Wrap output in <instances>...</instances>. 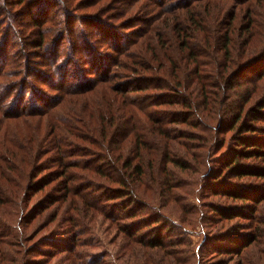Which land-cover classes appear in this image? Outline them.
Wrapping results in <instances>:
<instances>
[{"label": "trees", "instance_id": "obj_1", "mask_svg": "<svg viewBox=\"0 0 264 264\" xmlns=\"http://www.w3.org/2000/svg\"><path fill=\"white\" fill-rule=\"evenodd\" d=\"M86 1L0 0V242H6L5 225L10 228L8 234L16 236L11 224L20 209H28L34 191H44L58 181L53 188L59 193L44 191L43 200L33 205L32 211L43 214L58 200H67L70 210H55L53 219L61 214L72 229L65 237L46 240L52 249H42L46 256L31 263L46 264L50 254L67 252L64 259L68 264H101L84 261V253L73 244L77 240L74 227L81 225L74 212L81 209L70 196L75 190L81 194L86 188L93 191L104 187L94 172L105 175L114 185L105 188L106 198L120 199L113 212L121 206L124 217H140L144 210L149 213V221L135 218L120 224L126 232L122 246L135 243L140 254L141 248L149 247L150 257H155L135 264H195L192 240L186 236L173 239L175 225L169 223L173 214L193 227L204 222L198 216L197 204L181 203L179 188L190 183L179 177L178 171H198L205 162L206 149L226 146L228 152L219 156L217 165H209L205 175L210 182L205 184L210 188L208 194L226 196L234 202L219 205L212 200L205 204L220 219L247 220L241 225L246 231L228 232L230 250L241 254L254 245L264 257V90L258 84L264 77V66H256L264 60V27L257 26L264 4L258 10L255 7L262 0H159L167 11L165 16L163 12L157 14L163 11L157 8L159 12L150 17L152 26L147 25L148 16L144 17L147 23L135 37L124 30V25L91 23L94 12H103V7L114 0H105L97 8L100 0H91L86 6L94 12L70 15ZM170 2L173 4L168 7ZM239 4H244L241 18L247 20L241 35ZM121 8V20L137 15L140 9L156 11L150 0L130 1ZM237 46L242 50L235 54ZM35 54L44 62L39 63ZM245 68L256 72L248 77L255 82L249 88L235 84V77ZM119 76L127 77L125 82L111 83ZM48 87L57 93L53 96ZM233 93H239L243 102L223 113L222 106ZM98 99L103 100L99 123L91 118ZM80 103L84 109L77 108ZM166 104L178 107L160 109L166 114L157 116L154 109L148 111ZM38 114L50 117L48 148L41 144L43 133L33 130L35 138L30 143L20 132L22 119ZM173 123L181 126H171ZM203 127L213 132L200 139L198 129ZM192 147L204 152L191 151ZM48 153L53 154L43 162L41 158ZM89 153L100 163L93 158H75ZM47 160L57 162L56 168L36 178L51 167L45 166ZM77 167L89 170L91 177L85 175L78 181ZM234 177L258 181L234 183ZM238 201L245 205H235ZM3 203H9L6 215ZM85 203L90 208L98 206L93 200ZM73 207L77 209L74 212ZM204 217L214 220L206 214ZM165 221L169 224L164 225ZM177 244H184L185 249L167 250ZM184 252L189 253L182 260L179 254ZM0 253L7 264L4 247L0 246Z\"/></svg>", "mask_w": 264, "mask_h": 264}, {"label": "rangeland", "instance_id": "obj_2", "mask_svg": "<svg viewBox=\"0 0 264 264\" xmlns=\"http://www.w3.org/2000/svg\"><path fill=\"white\" fill-rule=\"evenodd\" d=\"M79 1L80 0H75V2H79ZM90 1L91 0L86 1L83 4H81V7H79V9L75 7L73 9L74 11H72L74 13L71 12V14L70 13L69 14L71 16L75 15L77 17L81 15L84 16L85 14L88 15V13L94 12L93 9L90 8V6H86L88 3H90ZM104 1L105 0H100L99 3L95 5V8L99 7L102 3H104ZM130 1L135 2V0H114L112 1L108 7H103L102 9L103 12L101 11L94 12L93 16L95 18L92 19L91 23H94V22L96 23L103 22V23H109V24L113 23L115 24L114 26L116 27L120 25H124L126 26L124 30L127 31L128 33H133L132 36L135 37L136 36L135 34H138L139 30L141 29L143 30V26H144L143 24H146L147 21L150 19V17L154 15L155 12H159L157 11V8H161L163 10L157 13V14H161L163 12V17L165 16V12H167L165 11L166 9H164L163 5H161L163 2L160 3L159 0H150L152 1V5L154 6V9L156 11L151 12V10L144 11L140 9V12L137 15H134L135 14L134 13L132 15L126 16L124 19L121 20L120 17L124 15L122 14L121 7L123 4L128 6L130 4ZM170 1L174 2V0H170ZM171 2L167 4L168 7L171 4H173ZM262 2L263 3L261 5H260L261 2L256 3L255 7L257 10L262 7V5L264 4V0H262ZM65 3H66V0H65ZM238 7H239L238 15L240 16L239 24L242 25L238 28V34L241 35L242 33H244V30H245L244 24L247 23V20H246V17L241 18L242 14L244 15V12H245L244 4L243 5L239 4ZM15 8H18V6H16ZM72 8H70V10H72ZM133 11L135 12V10ZM138 15L140 16L136 17ZM146 16L148 17L145 23L143 19ZM152 18H154V16ZM152 18L150 19V21H148L147 25L152 26V23L154 22ZM27 19L29 18L26 17L25 20ZM257 19H258L257 26L263 28L264 27V14H259ZM74 20L75 18H73L71 23H73ZM85 24L86 22L83 23L84 27H87L86 25L88 24L86 25ZM89 25L91 27V28L89 27L90 30H93L94 28L92 24H89ZM86 30L88 31V29ZM238 48L239 46H237L236 49L234 50L235 54L239 52L240 50H242L241 48L238 51L237 50ZM263 49H264V46H263ZM34 57L38 58L39 63L44 62L41 56H38L35 54ZM40 60H42V62ZM32 61L33 62L37 61V59L30 60V63H32ZM257 64H258L256 65L257 68L258 69L261 68L262 66H264V60H260V62ZM114 70L118 71L119 68L115 67ZM238 74L240 76L237 75L235 77L236 85L242 83L245 87L248 86L249 88L253 84H255V82H252L248 78L256 74V72L253 71V69H247V68H245L244 70L241 69V71H239ZM242 76H245V77H242ZM126 78L127 77H120V76L117 78L115 77L113 78V81H111V83L125 82ZM35 81L36 83H39L41 80H35ZM256 82H258V80ZM258 84L260 86V89L262 87L264 90V77L260 79ZM48 92L53 94V96L55 93H57V91H52L49 87H48ZM143 95H144V98H146L145 93ZM145 102L150 103L148 99H146ZM242 102H243V99L241 98L240 94L233 93L231 95V98L225 104H223L222 107L225 106L224 111L222 110L223 113L227 111L229 108H232V106L236 104H240ZM102 103H103V100L98 99V101L96 102L93 108V113H92L91 118H93L94 122L99 123V121H101L100 120L101 117L98 114V110H99L100 105H102ZM177 107H178L177 105L170 106L166 104L163 107L161 106H158V108L151 107L149 108L148 111H150V109L152 110L154 109L156 116H157V115L166 114L165 111H158L160 109L173 110ZM77 108L84 109L81 103L77 104ZM86 114H87V111H86ZM88 118H89V115H88ZM217 121L218 120H216L214 123H216ZM49 123H50V117L48 114L31 115L28 117L25 116L22 119V121L19 124V128L21 130L20 132L25 133V136L27 137L30 143H32V141L35 138L33 130H35L37 134L39 133V135L40 133H43L45 140L41 142V144L45 148H48L47 145H49V139L51 137V135H49V128L47 127ZM173 125L181 126L180 124H177V123H173L171 126ZM120 126H122L121 128L124 127L123 125H120ZM211 132H213V130L207 127L198 129V133L202 136L200 137V139H203L204 137L210 135ZM99 133L100 132L97 133L98 139L101 138V137L99 138ZM226 137L227 139H229L228 135ZM70 146L73 147V145H70ZM179 146L180 145L178 144V147ZM214 148H217V147H214ZM191 151L204 152L203 149H197V148L195 149L194 147H192ZM205 151H206L204 155L205 162L203 165H201L198 171L191 170L193 172H187V173L178 171L179 177L182 176L186 181L190 183V184L186 183L185 187L179 188V194H180L179 199L181 203L189 204L190 202H192V203L197 204L199 206V211H200V214L198 216L201 219L203 218L202 220H204V222H201V223L199 222L197 223V225H195V227H193L192 225L190 226L186 223H183V222L181 223L179 221L180 219L177 216L175 217L174 214L173 215L171 214L172 216H174V218L170 217L169 223H171L172 225H175V228L173 230L175 234L172 235V238L176 239L177 237L186 236L187 238H190L192 240L191 245L195 253V257H194L195 264H264V257H261L262 255L261 253H259L260 247H258L257 249L256 246L251 245L250 247H248L247 250H244L243 253L241 254L235 253V251L230 250V242H229L228 237L231 235L230 234L228 235V232L233 231V230H234L233 232L246 231V229L242 227L241 225L244 224L247 220L241 219L239 217L233 219L232 221L220 219V216L217 213H215V211H209V208L211 206H208V204H205L212 200H214V202L216 203H219V205H220V202L222 204L234 202L232 200L227 199L226 196H221V195L215 196V195L208 194V193H211V192H207L208 189L210 188L207 184H205V181L207 179L206 178L207 175L205 174H207L208 172L207 169L209 168V165H212V166L217 165L218 162L216 161H218L219 156H222V155L224 156L228 152L226 146L221 149L218 148V149H214L210 151L206 149ZM49 154H53V153H48L45 155V157L41 158L43 162L46 160L48 156H50ZM77 156L78 157H75V158H80V159H83L85 157H88L90 159L93 158L91 153L85 154L82 156L81 155H77ZM191 158L193 159V162H196L193 156ZM93 159H95L96 163H100V159L98 158H93ZM50 164H51V167L48 166ZM45 166H48V167H46L40 174H38L36 178H40L46 172H49L50 170H53V168H56L57 162L51 163L50 161L47 160V162L45 163ZM106 166L108 165H105L104 167ZM74 171L77 173L78 181L83 180L85 175H88L91 177V174H90L91 172L87 169L77 167L76 169H74ZM160 172H162L161 168H160ZM92 174L94 175L96 180L99 179V181H102L101 184H103L104 187L101 186L99 189L94 188L93 191L86 188L83 192H81V194H79L78 191L75 190L74 188L73 190L75 191H73L71 193L72 196H70V199L72 198L76 199L77 204H79L77 207H80L81 209L80 212H74V210H77V209L75 207L72 208L74 214H76L78 218L81 220V225L74 227V228H77L76 229L77 231L75 232L77 233V240L74 241L73 244H78L77 245L78 247L76 249L79 252L84 253V261L86 260L87 263H91V261H97V262H100L101 264H135L136 261H139V260L141 261L142 259H145L147 261L155 259V257L154 258L150 257L152 255H149V254L152 251L148 249L149 247L141 248V250H143V253L140 254L138 253V250H136L139 247L135 243L129 246H122L124 243L126 232L123 231L122 226H120V224L130 223L135 218L141 219L143 221H147V220L149 221L148 211L144 210L142 214L140 215L141 218L140 217H132V218L124 217L123 216L124 211L122 210L121 206H117V209L113 212V210L115 209L114 205H116L117 204L116 202H118L120 199L117 197L111 198V199L106 198L105 194H108V193H106L105 188H108L114 185L112 184L110 179H107L105 175H102V174L97 175L94 172ZM162 174H165V173L162 172ZM179 180L182 181L181 178H179ZM234 181H238L239 183H242V182L249 183V182H257L258 179H255L254 177L242 178V179H238L237 177H234L232 178V182ZM57 182L58 181H55L53 183H50L51 185L50 184L47 185L44 191H47L49 193L53 192V194L59 193V191H57V193L55 192L54 190L55 187L53 188V186L57 184ZM208 182H210V180L206 181V183ZM76 188H77V185H76ZM44 191H40V192L34 191L33 196L31 195L32 200L27 205L28 209L25 210V208H23V209H20V211L18 212L17 218L14 220L15 222L11 224L12 226L11 232L13 231L17 232L15 233L16 236H12V234L9 235L8 232L10 228L7 225H5V230L3 231L5 232L6 242H0V246L4 247V249L7 251V255H6L7 264H32L31 262H39L40 259H42V257L46 256L45 254L44 255L42 254L41 250L44 248L52 249L51 245H47L44 242H48L46 240H49L50 238L55 239L57 238L58 235L65 237L66 235L65 233L69 229H72L71 223L67 220H64L61 214H59L55 220L53 219L54 218L53 212L55 210L60 209V213H65L66 211L70 210L71 207L69 208L67 200L66 201L58 200L57 203H54L53 205L48 207V209L44 211L43 214H38V215L34 214L35 211H32L33 205L43 200ZM87 191H91L90 194L89 193L87 194ZM83 193H86L87 196H80ZM87 200L88 201L93 200L95 204L98 205L97 208H90L85 203L87 202ZM8 205L9 203H3L4 215H6V212H7L6 207ZM172 205H174V203H172ZM235 205L243 206L245 204H243L241 201H238L235 203ZM109 210L110 211L112 210L111 211L112 215ZM147 210H149V208H147ZM205 214L208 215V217H212L214 220L213 221L206 220L204 217ZM18 221L20 222L18 223ZM166 223L169 224L168 221L163 222L164 225ZM164 234L167 235V232H164ZM10 241L14 242V244H12ZM177 247L185 249L184 244H177L174 247H171V246L167 247V250L172 251V250H175V248ZM189 247H190L189 245H186L187 249ZM188 253L189 252H184L183 254L180 253L179 254L180 258L184 260L188 256ZM0 254H1V259H2V260L0 259V264H5V255H3L2 253ZM66 255H67V252H62L56 255L50 254L48 256L49 262L46 264H59L60 262H62V264H68V260L64 259ZM166 256L167 258L170 257L169 255H166ZM124 259L125 261L131 262V263L125 262Z\"/></svg>", "mask_w": 264, "mask_h": 264}]
</instances>
